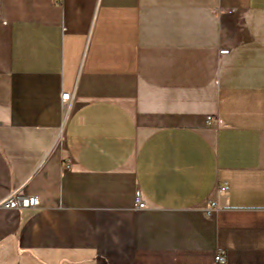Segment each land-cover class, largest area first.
Segmentation results:
<instances>
[{"label":"crops","instance_id":"obj_1","mask_svg":"<svg viewBox=\"0 0 264 264\" xmlns=\"http://www.w3.org/2000/svg\"><path fill=\"white\" fill-rule=\"evenodd\" d=\"M16 188L0 264H264V0H0Z\"/></svg>","mask_w":264,"mask_h":264},{"label":"built area","instance_id":"obj_2","mask_svg":"<svg viewBox=\"0 0 264 264\" xmlns=\"http://www.w3.org/2000/svg\"><path fill=\"white\" fill-rule=\"evenodd\" d=\"M232 7L228 8L227 10L230 11ZM221 52H225L226 49H220ZM69 99V92L63 91L60 93V103L61 105H64ZM209 116L207 117V120H209ZM68 164L65 163V166ZM221 189L225 190L227 188V185L223 184L220 186ZM1 205H4L6 207H33L37 204V198L35 195L30 194H24L20 189L16 188L13 189L10 193L6 195L4 199L0 202ZM133 204L135 207H144L145 201L141 196V192L139 189L135 190L134 196H133ZM223 252L221 250H217L214 253V263L221 262L223 260Z\"/></svg>","mask_w":264,"mask_h":264}]
</instances>
